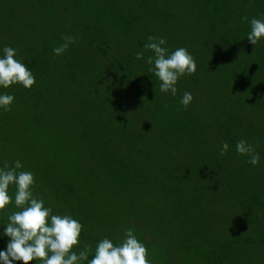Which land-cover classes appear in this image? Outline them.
<instances>
[{"label":"rangeland","instance_id":"obj_1","mask_svg":"<svg viewBox=\"0 0 264 264\" xmlns=\"http://www.w3.org/2000/svg\"><path fill=\"white\" fill-rule=\"evenodd\" d=\"M77 1L80 11L84 15L91 14V17L81 16L83 23L78 25L71 21L70 24L65 23L66 29L71 32L79 29V34L84 35L82 39L75 35L76 47L109 35L110 45L122 52L125 49L122 29L121 35L116 36L115 30L111 33L108 27L113 23L121 28V20L127 16L130 25L127 23L126 27L130 29L134 21L136 27L142 14L136 8V0ZM42 2L48 1L0 0V48H15L18 58L32 73L38 74L44 65L38 69L32 56L40 48V25L49 22L41 8ZM52 2L56 4L55 12L58 14L60 6L69 0ZM202 11L195 9L194 15L189 17L190 25L199 33L190 29L185 39L189 40L187 43L176 45L174 38L166 43L171 51L184 47L191 54L193 52L196 64H202L203 53L207 49L205 46L213 43L215 46L221 35L223 38L230 36L228 27L207 30L210 22ZM226 12L228 8L223 10V13ZM205 14L208 15L207 12ZM57 23L60 24V21ZM172 25L174 22L169 23V26ZM222 42L219 55L215 52L207 59L209 67L218 65V69L228 72L233 65L239 64L236 58L241 54L238 55V50H229V40L223 39ZM111 46L109 50H112ZM131 46L132 43L126 49ZM82 57L81 54H74L68 66L57 59L54 64H47V72L55 82H39L34 75L36 82L30 90L20 85L2 90L15 99L9 111L0 110V159L9 166L19 160L23 166L21 170L31 171L35 181L33 191L39 192V197L44 200L49 198L50 205L56 206L62 199L73 202L76 198L80 199L82 209L87 211L88 224L102 223L99 232L110 236L114 243L123 238L126 229L131 228L145 244L153 264H208L209 260L210 263L214 260L213 253H223L227 264H264V104L262 107L255 101H248L258 95L250 93L248 100L244 96L249 92L235 97L249 103L244 115L245 119L252 120L253 131L242 139L253 146L256 144L255 151L260 155L258 164L252 166L247 162V156L233 155L223 159L217 153L214 163L223 166L219 169L214 167V176L203 178L192 175L194 179L201 177L205 185L204 189L194 191L189 187L184 171L202 162H190V159H195L192 155L187 152L183 155L178 147L171 145L166 132L155 131L163 125L162 114L158 120L145 111L137 115L134 103L131 104V95L119 93L117 96V80L105 77L106 73L98 67L100 62L93 59L84 65ZM37 59L38 63H43L40 58ZM75 59L81 61L85 71H81V66L75 68L72 65ZM212 61L215 64L209 63ZM103 78L107 79L103 81ZM213 80L197 76L195 81L186 80L180 88L177 83L174 97L182 96L186 89L196 100L195 108L208 110V105H203L223 91L210 89ZM216 84L222 86L224 82L219 80ZM121 101H125V106ZM212 101L217 103L216 99ZM218 107L215 106L216 109ZM90 130L96 137H99L96 130L104 133L102 139L108 141L112 153L117 151V156L131 154L120 135L128 141L130 136L126 132H137L143 137L147 135V144H141L145 157L128 159V175L123 177L121 187L115 188L113 181L107 182L105 173L101 179L96 174L87 175L89 167L85 159H91L89 153L98 152V148L88 141V135L81 138ZM159 135L163 136V141ZM141 169L146 170V175H140ZM133 182L135 189L131 187ZM94 189L98 191H92ZM58 211L54 208L53 214H58ZM66 211L67 208L63 214ZM85 228H88L87 224Z\"/></svg>","mask_w":264,"mask_h":264},{"label":"trees","instance_id":"obj_2","mask_svg":"<svg viewBox=\"0 0 264 264\" xmlns=\"http://www.w3.org/2000/svg\"><path fill=\"white\" fill-rule=\"evenodd\" d=\"M46 1L48 2H42L41 8L46 13L49 22L40 25L39 32L42 35L40 38V48H38L39 50H35L32 56L34 62L36 61L35 66L38 69L42 64L44 65L43 68L40 67V74L33 72V75H35L39 82L44 80H48L51 83L55 82L52 80L49 72H47L49 71L47 64H54L55 59L63 64L66 63L68 66L74 54H81L83 56L81 60L84 65H87L93 59L96 62H100L98 67L106 73L105 77L111 76L117 80V96L119 93L124 95L130 94L133 98L131 104L134 103V109L137 115L145 111L149 116H154L158 120V116L162 114L163 125H160L155 131L166 132L171 145L178 147V151H182L183 155H185V152L192 155L195 159H190V162H202L201 165L196 164L194 168L190 166L185 168L184 171L189 187L194 191L205 188V185L202 184L203 180L201 177L204 178L206 175L214 176L216 174L214 167L217 165H215L213 158H215L217 153H220V145L222 142H227L230 146L229 151L223 155V159H229V156L238 155L235 152V143L241 140L244 135L253 131L252 120L245 119L246 117L244 115V111L248 109L246 106L249 104L246 102L248 100L247 96L250 93L252 95H258L255 99H249L248 101H255L262 107L264 104V43H257L253 46L247 40V33L250 31L249 21L252 18H264V0H136V8L137 10L140 9L142 13L138 19V23H136V27L135 21L133 23L131 22V30L126 27L127 23L130 25L128 16L122 18L121 28L118 24L113 23H110L108 27L111 33L115 30L114 35L116 36L118 34L121 35L120 30L122 29V40L125 43V49L132 43L131 47L120 52L117 48L110 45L108 35L98 37L95 42L88 43V45H80L79 47H76L77 44H74V41L59 56L54 55L52 49L62 44L64 37L75 38L76 34L79 35L80 39L84 37V35L79 34V29H73L72 32L66 29L67 24L65 23L69 22L70 24L71 21L74 25H78L83 23L81 22V16L91 17V14L84 15L80 11L81 9L77 0H69L68 3H65L62 7L60 6L61 11L58 14L55 12L56 4L52 2L55 0ZM225 8H228V12L223 13ZM195 9H202V15L210 22L207 30L228 27V33L230 35L229 38H223L221 35L219 37L220 41L216 42L215 46L214 43L205 46L207 49H205L202 58L206 62L202 59V64H197L195 74L184 76L178 80L180 88V85L186 80L195 81L197 76L205 80H213L214 78L211 81L213 86L210 89L223 91H221V95L216 94L215 98L210 99L208 103L203 105L204 107L208 105V110H201L199 107L195 108L196 100L194 99L187 107H184L179 103L181 96L174 97L171 94L161 93L159 90L160 82L149 71L150 66L145 62L147 57L151 55V52L143 47L148 42V36L163 37L166 42L172 41L174 38L173 42L176 45H180L186 41L185 39L190 29L199 33V30L192 28L190 25L189 17L194 15ZM180 11L185 13V15H182ZM206 12L208 13L207 16L205 14ZM242 17H247V20H242ZM58 21H60V24L57 23ZM96 22L101 24L99 20H96ZM172 22H174V25L169 26V23ZM149 24L150 26H148ZM82 29L84 30V25ZM48 39L50 40V44H48ZM223 39L230 41V51L238 50V55L241 54V56L236 58L239 64L233 65L228 72H223L218 69V65L217 67H209L207 59L209 55L215 54V52L219 55L220 50L223 48ZM110 46L112 50L108 49ZM169 51L171 52V50ZM138 52L143 53L144 59H136V53ZM36 57L40 58L43 63H38L39 60ZM75 60L77 63L73 62L72 65L75 68L76 66H81V61L79 59ZM209 63L215 64L213 61ZM205 64L206 66L204 67ZM81 71H85V68L82 66ZM47 76H49L50 80ZM106 79L103 78L102 80L105 81ZM219 80L224 82V85L218 86L216 82ZM106 83H109V81ZM185 91L187 90L185 89ZM247 92L249 93L245 95ZM243 95H245L244 97L247 100L244 98H242L244 100L235 98L236 96L241 97ZM213 99H216L217 103L214 104ZM121 102L125 106V101ZM215 106H219L218 109ZM251 107L255 108L253 105ZM73 123L75 124V122ZM96 131L99 137L94 136L95 133L93 130L81 136L84 139L88 135V141L92 142V145L98 148L96 154L89 153L91 159H85L89 167L87 175L91 177L93 174H96L97 178L101 179L105 173L107 175V182L113 181L114 187L119 188L124 183L123 177L126 178L125 176L128 175V169L126 167L128 159H142V157H145V155H142L141 144H147L145 139L147 135L143 137L142 134L137 132H126L130 136V141L125 136L122 138L123 135H120L119 138L126 142L131 154L125 155L124 153L123 156H117V151L114 150L112 153V150L108 148V141L102 139L104 138V133H100L99 130ZM160 139L163 141V136H160ZM255 146L253 147L255 148ZM4 163L5 161L0 159V166H3ZM95 166L98 168H95ZM220 166L222 167L223 165L220 164L217 168L219 169ZM91 171L94 173H91ZM174 171L177 170L174 169ZM178 171L180 172L181 170L179 169ZM141 172L140 175H146V170L141 169ZM120 173H125L126 175L123 174L119 178ZM192 175H199L201 177L194 179ZM131 187L136 188L134 182ZM102 188L99 187V189ZM67 189L70 190V188ZM92 191L95 192L98 190L94 189ZM14 193V187H10L9 195L14 198ZM33 193L39 197V192L35 193L33 191ZM44 201L46 206H50L52 210L54 208L59 210L58 214L61 215H63V210L67 208L66 214L77 219L82 224V232L79 238L81 243L79 247L82 249L85 246H90V257L94 253L95 244L100 239L104 237L111 239L107 234H101L99 232L102 223L88 224L85 215L87 211L82 209V204L79 202L80 199L76 198L74 202L71 199H62L56 206L50 205L49 198ZM14 209H17L14 203L7 206L6 214L0 216V226H4L7 223V215L11 214ZM86 224L88 228H85ZM2 232L3 228L0 227V233ZM7 239V237L0 239V250L5 248ZM213 254L215 256L213 258L214 260L212 263L209 260L208 264H227L226 257L223 256V253ZM15 264H22V262L17 261ZM30 264H40V261H32Z\"/></svg>","mask_w":264,"mask_h":264},{"label":"clouds","instance_id":"obj_3","mask_svg":"<svg viewBox=\"0 0 264 264\" xmlns=\"http://www.w3.org/2000/svg\"><path fill=\"white\" fill-rule=\"evenodd\" d=\"M247 20V17H242ZM247 40L254 46L264 43V18H252ZM64 42L54 47V55H62L73 38L64 37ZM144 48L151 52L146 59L149 71L158 79L159 90L164 94L176 96L178 80L196 72L197 64L191 53L184 47L169 51L163 37L148 36ZM136 59H144L143 53H136ZM36 80L32 71L23 63L17 50L11 46L0 48V110H10L15 97L2 90L20 85L25 90L33 88ZM193 101L190 92L185 91L179 103L187 107ZM229 144L222 142L220 155L229 151ZM235 152L248 157V163L256 166L260 155L246 140L235 143ZM22 164L16 160L11 166H0V216L5 215L7 206L14 203L18 211L7 215V223L0 233V239L7 237L4 249L0 250V264H30L39 260L40 264H153L145 244L140 241L131 228L124 231L123 238L114 243L108 237L95 244L94 253L89 256L90 246L80 248L82 224L67 214H53L43 198L33 193L35 184L31 171H23ZM14 187V198L9 188Z\"/></svg>","mask_w":264,"mask_h":264}]
</instances>
